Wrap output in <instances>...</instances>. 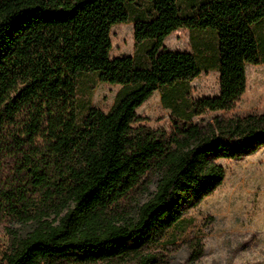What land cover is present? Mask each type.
<instances>
[{
	"label": "trees",
	"instance_id": "trees-1",
	"mask_svg": "<svg viewBox=\"0 0 264 264\" xmlns=\"http://www.w3.org/2000/svg\"><path fill=\"white\" fill-rule=\"evenodd\" d=\"M125 22L135 54L111 57V28ZM261 25L264 0H0V264L158 263L169 233L224 182L218 160L264 147V112L193 120L245 93L247 65L264 62ZM182 27L217 32L206 69L219 71V94L179 89L204 68L195 52L164 48ZM86 73L122 86L109 111L79 105ZM156 90L168 130L139 123ZM194 248L193 260L202 241Z\"/></svg>",
	"mask_w": 264,
	"mask_h": 264
},
{
	"label": "rangeland",
	"instance_id": "rangeland-1",
	"mask_svg": "<svg viewBox=\"0 0 264 264\" xmlns=\"http://www.w3.org/2000/svg\"><path fill=\"white\" fill-rule=\"evenodd\" d=\"M185 4V0H183ZM258 36L264 25L256 27ZM111 57L135 54L134 23H117L111 28ZM164 48L195 52L204 67L201 73L179 86L194 99L220 92L217 69H206L218 60L217 32L182 27L164 40ZM247 88L231 110L207 111L194 121L211 120L216 115H246L264 112V62L247 65ZM78 103L109 111L122 86L101 82L96 73L78 79ZM162 90H167L163 88ZM156 90L138 109L139 123L151 128L169 129L172 111ZM226 170L222 185L186 214L183 226L173 229L159 246L163 254L156 264H264V147L242 159H219ZM155 189L142 190L125 204L127 211L147 200ZM14 227H19L15 224ZM202 241V254L192 259L194 243ZM8 243L7 231L0 225V251ZM107 264V263H98Z\"/></svg>",
	"mask_w": 264,
	"mask_h": 264
}]
</instances>
